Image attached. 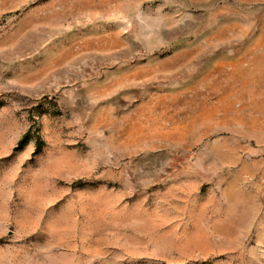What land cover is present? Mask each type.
Here are the masks:
<instances>
[{
  "label": "rangeland",
  "instance_id": "obj_1",
  "mask_svg": "<svg viewBox=\"0 0 264 264\" xmlns=\"http://www.w3.org/2000/svg\"><path fill=\"white\" fill-rule=\"evenodd\" d=\"M0 264H264V0H0Z\"/></svg>",
  "mask_w": 264,
  "mask_h": 264
}]
</instances>
